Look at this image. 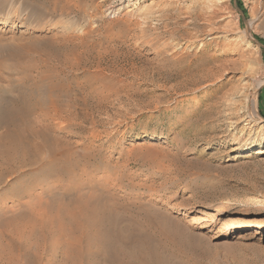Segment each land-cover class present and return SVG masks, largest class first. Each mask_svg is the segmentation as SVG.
Returning <instances> with one entry per match:
<instances>
[{
	"label": "rangeland",
	"instance_id": "374dc122",
	"mask_svg": "<svg viewBox=\"0 0 264 264\" xmlns=\"http://www.w3.org/2000/svg\"><path fill=\"white\" fill-rule=\"evenodd\" d=\"M0 36L40 46L6 59L25 71L0 101L36 102L42 75L40 123L69 151L0 187V264H73L72 247L79 264H264V0H0ZM90 195L108 217L91 248L57 221Z\"/></svg>",
	"mask_w": 264,
	"mask_h": 264
},
{
	"label": "bare ground",
	"instance_id": "6f19581e",
	"mask_svg": "<svg viewBox=\"0 0 264 264\" xmlns=\"http://www.w3.org/2000/svg\"><path fill=\"white\" fill-rule=\"evenodd\" d=\"M7 16L5 17L3 22L9 21V17ZM11 42L8 41V38L4 36H0V81L8 80L4 77V73L21 74L25 71L24 67L19 66V63L7 62L6 59H9V58L18 59L26 55L30 56L31 54H33V52H38L40 49V46H38L34 42H30L27 44H19V43H11ZM37 75H38V78L40 79L36 80L37 82H35L34 80V83H35L34 89H33L34 92H32L33 95H35V93L38 95L35 100L36 102L32 103L31 99H29L25 95L8 96L7 93H4L5 99H2V101H0V187H4L8 184L7 177L17 178L18 176L22 175L25 170L34 169L35 166L37 167L39 164L42 165L41 163H43V167H47L48 169V167H51L54 164L56 159H58L60 156L61 157L67 156V153H69V151H66V152L60 153V155L55 154L54 152V150L56 151V149H54L55 141L51 138H48L47 135L52 129H56V126L51 123L50 125H44L40 123V120H46L50 118V113H48L47 111L48 107H46V104L49 101L53 100L52 96L55 93L54 92L55 86L54 87L51 86V91L46 92V90L44 89L43 76L40 75L39 73ZM161 77H162L161 75H159L158 77H153L151 79V83L153 84L159 83ZM27 78H28L27 74H24V78H20L21 83L19 84L22 85L23 84L22 81L24 80L25 82ZM256 103H257V99H256ZM34 108L35 109L38 108L40 110V113H39L40 119H38L39 122L36 119L31 120L28 118V116L32 113ZM58 113H59L58 106H55L53 115H57ZM142 137L145 138L147 137V135L143 134ZM74 165H76V163H74ZM46 174H49V173H46ZM42 177L45 178L47 177V175L44 174ZM20 179L16 181V183L21 184L22 182H25L26 177L25 179L24 177ZM59 182H57V184ZM11 183L13 184L14 181ZM30 190H31L30 187H28L23 192L25 194L30 193L31 192ZM63 190H61V192ZM20 192L22 193V191ZM5 193L6 192H4L3 196L7 195ZM54 193L53 194L50 193V194L54 195ZM83 198L84 199L82 200L79 198L78 199L79 201H77L76 199L77 201L76 209H73V210L72 209L70 210L69 206L65 207L63 205L60 206V204H58L60 208H58V212H57L58 213L57 221L61 222V224L64 225V227L59 226L61 229H64L66 231L67 230L66 228H69V232L71 234L72 232L80 233L79 240L84 241L86 246H89V247L92 245L96 246V245H99L100 243H104V235L102 234L101 229H102V226L106 224L105 218H108V217H105L102 210H100L99 206H97L99 205L98 204L99 197L95 195L92 197L90 195L87 199H85V196ZM49 201H50V197H49ZM29 204L31 203L29 202ZM54 208L56 209V207ZM51 209L52 207L50 208V210ZM48 210L49 209H47V211ZM0 211L3 212V209H0ZM29 227L30 225L28 226V228ZM59 233L61 234V232ZM77 235L78 234H76V238H77ZM69 238L71 237L69 236ZM30 239L32 240L33 238L31 237ZM105 239H106V236H105ZM60 244L61 242L59 243V246H61ZM27 247H29V245H27ZM81 249L79 250L75 247H72L70 250L69 249L67 250L66 248L67 251L66 250L65 251L66 253L68 252V256L67 258L64 256L63 259L65 260L66 258L67 261L72 262L73 264L81 263L82 262L81 256L84 254V253L81 254ZM132 251L131 250H128L126 252H120V251L116 252L115 251L114 256L118 258H122V259H127V257L132 258L135 254L134 249ZM62 262L64 263L63 260Z\"/></svg>",
	"mask_w": 264,
	"mask_h": 264
}]
</instances>
